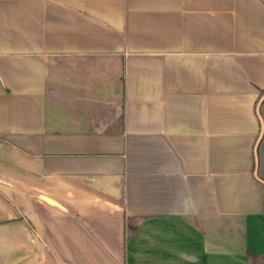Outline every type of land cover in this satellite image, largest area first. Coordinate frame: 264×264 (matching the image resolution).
Instances as JSON below:
<instances>
[{
  "label": "crops",
  "instance_id": "0c3cea01",
  "mask_svg": "<svg viewBox=\"0 0 264 264\" xmlns=\"http://www.w3.org/2000/svg\"><path fill=\"white\" fill-rule=\"evenodd\" d=\"M247 252L264 253V0H0V264Z\"/></svg>",
  "mask_w": 264,
  "mask_h": 264
},
{
  "label": "trees",
  "instance_id": "16d2710c",
  "mask_svg": "<svg viewBox=\"0 0 264 264\" xmlns=\"http://www.w3.org/2000/svg\"><path fill=\"white\" fill-rule=\"evenodd\" d=\"M139 219L137 217H130L127 221V235H131L138 223ZM247 259L249 264H264V253L255 254L247 252Z\"/></svg>",
  "mask_w": 264,
  "mask_h": 264
}]
</instances>
